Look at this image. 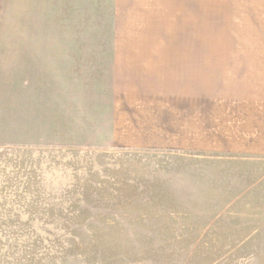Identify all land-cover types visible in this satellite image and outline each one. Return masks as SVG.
I'll list each match as a JSON object with an SVG mask.
<instances>
[{"label":"rangeland","instance_id":"obj_1","mask_svg":"<svg viewBox=\"0 0 264 264\" xmlns=\"http://www.w3.org/2000/svg\"><path fill=\"white\" fill-rule=\"evenodd\" d=\"M62 5L0 0V264H264V213L197 218L185 148L152 147L122 80L124 52L187 49L186 11Z\"/></svg>","mask_w":264,"mask_h":264},{"label":"crops","instance_id":"obj_2","mask_svg":"<svg viewBox=\"0 0 264 264\" xmlns=\"http://www.w3.org/2000/svg\"><path fill=\"white\" fill-rule=\"evenodd\" d=\"M53 2L63 9L186 11V50L117 56L122 80L136 84L144 99L138 105L147 107L138 128L153 131L152 147L168 137L170 146L185 148L187 184L201 190L188 200L197 218L236 219L244 211L257 220L264 199L240 197L232 187L239 178L253 185L264 168V0ZM212 170L217 180L209 179Z\"/></svg>","mask_w":264,"mask_h":264}]
</instances>
